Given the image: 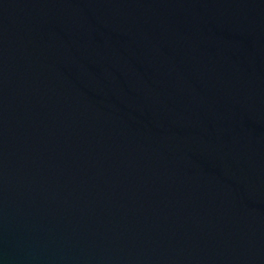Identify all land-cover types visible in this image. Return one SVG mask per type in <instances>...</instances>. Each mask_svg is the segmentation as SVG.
<instances>
[{"label": "water", "instance_id": "water-1", "mask_svg": "<svg viewBox=\"0 0 264 264\" xmlns=\"http://www.w3.org/2000/svg\"><path fill=\"white\" fill-rule=\"evenodd\" d=\"M0 264H264V0H0Z\"/></svg>", "mask_w": 264, "mask_h": 264}]
</instances>
